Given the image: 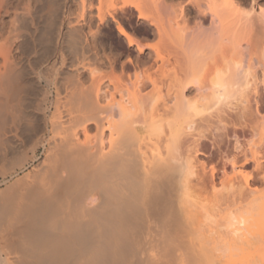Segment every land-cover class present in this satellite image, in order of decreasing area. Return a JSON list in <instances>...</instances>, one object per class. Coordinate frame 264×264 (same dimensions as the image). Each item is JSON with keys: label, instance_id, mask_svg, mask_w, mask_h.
I'll return each instance as SVG.
<instances>
[{"label": "bare ground", "instance_id": "1", "mask_svg": "<svg viewBox=\"0 0 264 264\" xmlns=\"http://www.w3.org/2000/svg\"><path fill=\"white\" fill-rule=\"evenodd\" d=\"M73 1L17 12L75 62L0 151V264H264V0Z\"/></svg>", "mask_w": 264, "mask_h": 264}, {"label": "rangeland", "instance_id": "2", "mask_svg": "<svg viewBox=\"0 0 264 264\" xmlns=\"http://www.w3.org/2000/svg\"><path fill=\"white\" fill-rule=\"evenodd\" d=\"M26 1H28V0H0V6L4 7L2 10L0 9V16H2L1 17V19H2L1 24L2 25L0 24V44H2L5 47L7 46L8 49H10V52L7 55V60L12 62L13 65L15 66L14 69H8V72L5 73L2 84L0 82V111H1L0 113H2L3 115L6 116V117L3 116V119H2L1 118L2 115H0V118L3 121L7 118L8 123L10 122V124H11V125L9 124L10 126L5 124L6 125L5 126L4 125L5 121L4 122L1 121L3 125H1V122H0V126H1L0 127V134L3 133L2 131L8 132V133L5 132L4 134H2L5 136L0 135L1 136L0 143L4 142V146H0V151H1V149H3L2 147H5V144H7L8 141H10V143H11V141L14 140V138L12 137V135L9 132V130L12 128V121L16 120V122L18 124H21V126L18 125L19 129H21L22 124L25 123L28 118L29 119L33 118L31 116V112H30L29 108L27 107V105L30 101L29 100L30 98L33 99L34 97H36V95L38 96V94H39L38 92H40V90H39L40 86L45 83V82L43 83L44 79L42 78V76L40 74L41 73L40 70H46L49 67L48 68L44 67V63L47 66H48V64H49V66H51L50 63H52L51 61L54 58L53 60H55V59L56 60H55L54 64L53 63L52 64L54 66H56L57 69H60V68L65 69L66 65H69L68 64L69 59H70V63H73V61H74L73 58L69 57V55L66 52H64V53L62 52L63 53L62 57L65 60H63L61 57H59L61 54L56 52L54 54H51V56L49 55V57H47L49 61H47V58H46L45 59L46 61H44L42 63L43 58L41 56L39 42L37 41V45H36V41H35V43H32L33 41H31L29 39V36H27V31H28L27 29L29 28V24L27 23V21L25 23L24 19H22V18L20 19L21 15L20 16L18 15V13L21 14V11L23 8L28 6V4H27L28 2L26 3ZM65 1L67 2L66 6L69 4L68 7H65V9H68V10L64 9L65 13L67 14L69 12L70 8H71L70 12H72V14H70V12H69L67 14V16H69V14H70V17H71L74 13L75 14L73 16H76L77 15L76 11L78 10V8L76 10L75 5H74L75 1H73V0L72 1L65 0ZM72 3H74L73 6H72ZM5 6L7 7V10H8V13H6V14L2 13V11H4L6 8ZM15 13H17V15L19 16V17L16 16L17 20H14L15 19ZM70 17H68V19H70ZM66 19H67V17H66ZM21 20L24 21L22 23L23 27L26 26L25 28H27V29L22 28V26L20 24ZM12 21H15V23H10ZM25 24H28V25H25ZM11 25H13L15 30H16V31L12 32L13 34L9 32ZM134 25L136 26V24H134ZM112 27H113V25H112ZM24 31L26 32V34L24 33ZM17 32H19V33L21 32V34H18ZM111 32H113L114 34ZM111 32L109 33V40L113 46H116L117 45V42L115 43V41H117V37L115 35L116 31H115V29L114 30L112 29ZM16 33L18 36H15ZM16 37H18V38H16ZM148 40L150 42V40H152V39H148ZM152 42H154V41L152 40ZM152 42H150V43H152ZM59 43L61 44L60 47H62L61 41L58 42V44H57L58 46H59ZM53 55H54V57H53ZM60 58L62 59L64 65L67 62V64L65 66L63 65V63H61V61H59ZM39 59L41 60L40 63H39ZM57 62H58V64H57ZM60 63L64 67L63 66L60 67ZM2 64H3V58L0 57V66ZM53 68L56 69L55 67H52V69L51 68L48 69V70L52 71V74L54 73ZM0 71L2 72L3 69ZM51 71H49V72H51ZM42 87H46V85L44 84V85H42ZM34 91H36V93H38V94H36L33 97ZM26 112H28V113H26ZM59 114H60V110H59ZM3 127H5V128L3 130H1ZM17 133L21 134L18 131H17ZM3 138H4V140L2 142L1 140ZM5 139L7 142L5 141ZM10 143L7 144V147H9ZM24 150L26 151L25 152L26 154L30 153L29 147H28V149L24 148ZM37 153H38V156H42V148H38ZM35 163H37V162H35ZM31 168H32L31 165H27V169H24V172L26 170L31 169ZM9 172H11V171H8V173L6 174L7 182L3 183L1 185V187H4V184L6 186L11 181H13L17 177L21 176L23 173L21 171L17 176L13 177V180H10L12 178L9 177V175H8V174H10ZM0 179H1V177H0ZM151 233H154L155 234L154 237L158 238L157 231H156V233H155V231L151 232Z\"/></svg>", "mask_w": 264, "mask_h": 264}]
</instances>
